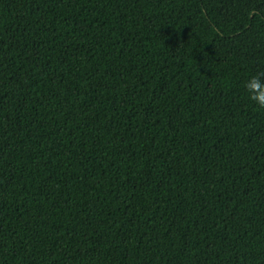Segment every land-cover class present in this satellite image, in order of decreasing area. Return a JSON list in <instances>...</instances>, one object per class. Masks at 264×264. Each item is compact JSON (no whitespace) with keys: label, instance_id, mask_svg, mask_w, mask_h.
<instances>
[{"label":"trees","instance_id":"16d2710c","mask_svg":"<svg viewBox=\"0 0 264 264\" xmlns=\"http://www.w3.org/2000/svg\"><path fill=\"white\" fill-rule=\"evenodd\" d=\"M264 0H0V264H264Z\"/></svg>","mask_w":264,"mask_h":264},{"label":"clouds","instance_id":"9594fccd","mask_svg":"<svg viewBox=\"0 0 264 264\" xmlns=\"http://www.w3.org/2000/svg\"><path fill=\"white\" fill-rule=\"evenodd\" d=\"M244 87L249 98L259 107L264 108V73L250 76L245 81Z\"/></svg>","mask_w":264,"mask_h":264}]
</instances>
